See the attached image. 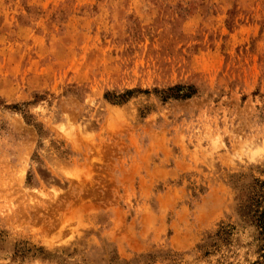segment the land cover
<instances>
[{
    "label": "rangeland",
    "instance_id": "rangeland-1",
    "mask_svg": "<svg viewBox=\"0 0 264 264\" xmlns=\"http://www.w3.org/2000/svg\"><path fill=\"white\" fill-rule=\"evenodd\" d=\"M254 201L264 0H0V264H264Z\"/></svg>",
    "mask_w": 264,
    "mask_h": 264
},
{
    "label": "trees",
    "instance_id": "trees-1",
    "mask_svg": "<svg viewBox=\"0 0 264 264\" xmlns=\"http://www.w3.org/2000/svg\"><path fill=\"white\" fill-rule=\"evenodd\" d=\"M182 86L181 85H177L174 87H169L168 90L172 91L173 89H180ZM192 92L189 90L186 93H182V96L185 95H189ZM262 202L261 201H254V204H258L257 208L254 210L252 217L254 218L253 221L256 222L257 227L259 228V234L260 236L264 239V205H262L263 207H259Z\"/></svg>",
    "mask_w": 264,
    "mask_h": 264
}]
</instances>
